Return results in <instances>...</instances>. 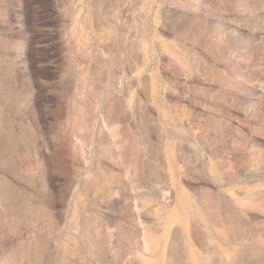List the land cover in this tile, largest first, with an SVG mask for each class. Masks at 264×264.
Returning <instances> with one entry per match:
<instances>
[{
	"label": "rangeland",
	"instance_id": "rangeland-1",
	"mask_svg": "<svg viewBox=\"0 0 264 264\" xmlns=\"http://www.w3.org/2000/svg\"><path fill=\"white\" fill-rule=\"evenodd\" d=\"M209 244L264 264V0H0V264Z\"/></svg>",
	"mask_w": 264,
	"mask_h": 264
},
{
	"label": "bare ground",
	"instance_id": "bare-ground-1",
	"mask_svg": "<svg viewBox=\"0 0 264 264\" xmlns=\"http://www.w3.org/2000/svg\"><path fill=\"white\" fill-rule=\"evenodd\" d=\"M185 67L184 65H182V71L185 72ZM210 249H212L215 252L216 255V262L217 264H232L228 253H226L225 251L219 250L217 246L213 245V244H209Z\"/></svg>",
	"mask_w": 264,
	"mask_h": 264
}]
</instances>
